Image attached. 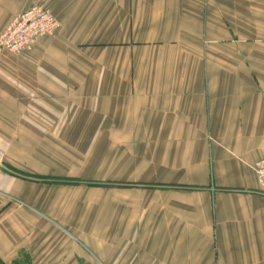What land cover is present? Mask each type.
<instances>
[{"label":"crops","instance_id":"crops-1","mask_svg":"<svg viewBox=\"0 0 264 264\" xmlns=\"http://www.w3.org/2000/svg\"><path fill=\"white\" fill-rule=\"evenodd\" d=\"M33 5L61 28L0 51V264H264V0H0V32Z\"/></svg>","mask_w":264,"mask_h":264},{"label":"built area","instance_id":"built-area-1","mask_svg":"<svg viewBox=\"0 0 264 264\" xmlns=\"http://www.w3.org/2000/svg\"><path fill=\"white\" fill-rule=\"evenodd\" d=\"M60 28V22L49 9L33 5L16 14L0 32V51L14 54L29 52L42 37L54 35ZM252 169L258 191L264 192V157L256 160Z\"/></svg>","mask_w":264,"mask_h":264},{"label":"rangeland","instance_id":"rangeland-1","mask_svg":"<svg viewBox=\"0 0 264 264\" xmlns=\"http://www.w3.org/2000/svg\"><path fill=\"white\" fill-rule=\"evenodd\" d=\"M14 54V53H13ZM15 55H20V54H15Z\"/></svg>","mask_w":264,"mask_h":264},{"label":"trees","instance_id":"trees-1","mask_svg":"<svg viewBox=\"0 0 264 264\" xmlns=\"http://www.w3.org/2000/svg\"><path fill=\"white\" fill-rule=\"evenodd\" d=\"M106 185V184H105Z\"/></svg>","mask_w":264,"mask_h":264}]
</instances>
